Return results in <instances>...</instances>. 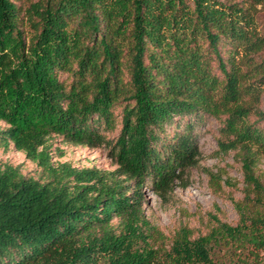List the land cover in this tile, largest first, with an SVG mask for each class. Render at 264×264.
<instances>
[{
	"label": "trees",
	"instance_id": "trees-1",
	"mask_svg": "<svg viewBox=\"0 0 264 264\" xmlns=\"http://www.w3.org/2000/svg\"><path fill=\"white\" fill-rule=\"evenodd\" d=\"M246 1L35 0L21 16L0 0V146L12 143L44 174L0 163V264L262 263L264 36L252 20L260 0ZM203 115L224 117L218 151L241 163L238 222L195 237L184 226L167 238L143 214L144 189L165 201L197 165L192 122L171 144L163 132L175 117ZM52 135L108 148L115 169L54 164Z\"/></svg>",
	"mask_w": 264,
	"mask_h": 264
},
{
	"label": "rangeland",
	"instance_id": "rangeland-1",
	"mask_svg": "<svg viewBox=\"0 0 264 264\" xmlns=\"http://www.w3.org/2000/svg\"><path fill=\"white\" fill-rule=\"evenodd\" d=\"M19 7L20 15L25 16V12L30 3L35 0H13ZM226 1V0H222ZM242 1V0H232ZM250 4V1H244ZM253 26L259 35L264 36V0L255 6L252 11ZM26 32L31 30V26L25 23ZM256 61L260 57H255ZM129 61L123 58L122 74L124 80L129 79ZM210 65L212 72L220 75L217 61L211 57ZM60 78L66 84L71 82L72 76L67 73L60 74ZM260 108L264 110V88L260 98ZM122 104L114 109L116 116V128L108 134L115 137L121 126ZM255 116H251L253 120ZM224 117L215 119L212 116L203 115L201 118H190L185 116L183 119L175 117L169 124L165 125L163 141L165 144L174 142V137L181 133L188 121L192 122V133L198 140L200 151L199 161L196 166L191 167L182 177L175 181V187L167 200H163L148 188L144 189V199L142 210L146 219L154 225L167 238L172 237L180 228L186 226L192 230V236L204 235L217 222H226L235 225L238 222V214L234 203L243 197V175L241 163L235 151L221 153L218 151L217 138L219 129L223 124ZM6 124L0 121V127ZM51 161L57 163H69L72 167L113 170L115 165L106 147H87L63 142L62 138L52 135L48 143ZM167 149L168 147L165 146ZM0 163L18 166L20 172L26 177L36 179L44 175L42 169L31 160H28L21 151H17L10 143L6 148L0 146ZM257 173L264 177V154L261 155L256 168ZM211 172L218 177L220 189L216 190L209 181L208 173ZM229 182V183H228ZM114 227L118 225V219L112 220ZM118 230V227L116 228ZM150 240V238L148 239ZM157 242V241H156ZM225 249L216 248V258L225 259ZM262 263L264 264V252L261 253ZM255 264V263H251ZM260 264V263H259Z\"/></svg>",
	"mask_w": 264,
	"mask_h": 264
}]
</instances>
